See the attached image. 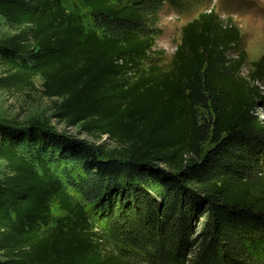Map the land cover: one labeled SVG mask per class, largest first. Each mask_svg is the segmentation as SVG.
Returning <instances> with one entry per match:
<instances>
[{
	"label": "trees",
	"instance_id": "trees-1",
	"mask_svg": "<svg viewBox=\"0 0 264 264\" xmlns=\"http://www.w3.org/2000/svg\"><path fill=\"white\" fill-rule=\"evenodd\" d=\"M80 1L88 20L0 0V91L39 78L60 123L106 137L0 124V264H264V56L211 10L143 67L162 7L201 1Z\"/></svg>",
	"mask_w": 264,
	"mask_h": 264
},
{
	"label": "rangeland",
	"instance_id": "rangeland-1",
	"mask_svg": "<svg viewBox=\"0 0 264 264\" xmlns=\"http://www.w3.org/2000/svg\"><path fill=\"white\" fill-rule=\"evenodd\" d=\"M68 10L78 9L85 20L89 19L88 9L80 0H61ZM115 2L116 0H112ZM201 3L187 4L176 8L164 5L158 12L154 30V46L143 61L144 66L151 64L166 65L175 48L180 43L181 28L196 19L202 12L213 11L221 20L230 19L238 30L241 47L246 52L247 64L264 56V0H200ZM14 32L0 17V40L11 37ZM1 72V70H0ZM245 73V70L243 71ZM264 90V86H261ZM42 80H34L33 88L24 92L10 93L0 91V124H10L17 129L29 128L33 122L46 123L59 133L84 140L92 144H101L106 137L96 139L81 133L78 127H66L56 118V99H47L42 94ZM264 118L261 108L255 113ZM114 147L109 145L108 149ZM8 175L6 163L0 160V179Z\"/></svg>",
	"mask_w": 264,
	"mask_h": 264
},
{
	"label": "built area",
	"instance_id": "built-area-1",
	"mask_svg": "<svg viewBox=\"0 0 264 264\" xmlns=\"http://www.w3.org/2000/svg\"><path fill=\"white\" fill-rule=\"evenodd\" d=\"M175 50H176V48H175ZM257 110V109H256Z\"/></svg>",
	"mask_w": 264,
	"mask_h": 264
}]
</instances>
